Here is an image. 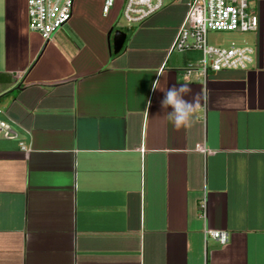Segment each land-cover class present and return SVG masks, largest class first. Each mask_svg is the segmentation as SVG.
Wrapping results in <instances>:
<instances>
[{
    "label": "crops",
    "instance_id": "obj_1",
    "mask_svg": "<svg viewBox=\"0 0 264 264\" xmlns=\"http://www.w3.org/2000/svg\"><path fill=\"white\" fill-rule=\"evenodd\" d=\"M189 3L123 31L119 1L104 18L74 0L43 42L26 0H0V264H264V0L239 33L253 63L206 77L199 53L170 51ZM179 85L207 100L175 130L160 100Z\"/></svg>",
    "mask_w": 264,
    "mask_h": 264
},
{
    "label": "built area",
    "instance_id": "obj_2",
    "mask_svg": "<svg viewBox=\"0 0 264 264\" xmlns=\"http://www.w3.org/2000/svg\"><path fill=\"white\" fill-rule=\"evenodd\" d=\"M102 17H107L115 3H120V18L127 28L138 25L162 9L165 0H100ZM249 0H190L185 18L174 38L171 52L185 54L197 52L198 73L206 77L221 71H246L254 60V49L249 46L229 48L208 45L211 32L249 33L258 26L256 15L248 10ZM74 0H26L27 28L43 42L65 26L71 18ZM3 113L0 111V115ZM12 134L8 122L0 119V136ZM21 151L25 148L20 145ZM198 151L206 154L203 147ZM203 207V205H201ZM204 236L224 246L228 242L227 232L205 231Z\"/></svg>",
    "mask_w": 264,
    "mask_h": 264
},
{
    "label": "clouds",
    "instance_id": "obj_3",
    "mask_svg": "<svg viewBox=\"0 0 264 264\" xmlns=\"http://www.w3.org/2000/svg\"><path fill=\"white\" fill-rule=\"evenodd\" d=\"M152 89H158L155 83L152 84ZM162 92L163 97L160 100V107L165 110L170 109L166 112L165 118L175 130L190 127L194 112L199 107L201 100L205 102L207 100L206 93L193 96L191 101L184 99L185 96L191 93V89L186 85L170 87Z\"/></svg>",
    "mask_w": 264,
    "mask_h": 264
},
{
    "label": "rangeland",
    "instance_id": "obj_4",
    "mask_svg": "<svg viewBox=\"0 0 264 264\" xmlns=\"http://www.w3.org/2000/svg\"><path fill=\"white\" fill-rule=\"evenodd\" d=\"M116 28L118 30H126V24L124 21L119 18ZM208 45L213 47H220V48H229L231 46H249L251 44L249 42L248 36L246 34H239V33H218V32H211L208 34Z\"/></svg>",
    "mask_w": 264,
    "mask_h": 264
},
{
    "label": "water",
    "instance_id": "obj_5",
    "mask_svg": "<svg viewBox=\"0 0 264 264\" xmlns=\"http://www.w3.org/2000/svg\"><path fill=\"white\" fill-rule=\"evenodd\" d=\"M126 40V34L122 31H115L112 38V49L111 54L117 55L123 49ZM15 90H20V85H18Z\"/></svg>",
    "mask_w": 264,
    "mask_h": 264
}]
</instances>
